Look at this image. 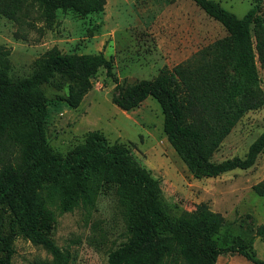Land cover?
Listing matches in <instances>:
<instances>
[{"label":"trees","instance_id":"trees-1","mask_svg":"<svg viewBox=\"0 0 264 264\" xmlns=\"http://www.w3.org/2000/svg\"><path fill=\"white\" fill-rule=\"evenodd\" d=\"M106 0H0V14L19 20L35 14L47 27L57 10L85 15L103 10ZM228 34L172 66H162L150 79L121 86L113 65L102 52L64 53L55 46L34 61L28 75L12 77L0 66V208L7 216L0 230V264H13V242L21 236L45 248L50 259L35 264H69L70 254L49 237L43 212L91 209L103 185H114L126 229V240L107 254L108 264H215L221 253H238L254 264L252 238H264V224L249 239L221 247L215 234L225 219L205 203L169 217L160 202L158 180L118 142L89 131L65 154L46 142V103L42 85L57 76L74 78L78 89L60 96L76 108L102 68L115 85L111 101L121 110L152 97L163 114L162 129L170 145L195 177L217 176L251 167L264 149V129L243 157L221 161L212 155L244 112L257 104L252 96L257 70L251 27L264 29L261 0L238 17L215 0H192ZM264 196V179L252 185ZM43 219V220H42Z\"/></svg>","mask_w":264,"mask_h":264},{"label":"rangeland","instance_id":"rangeland-1","mask_svg":"<svg viewBox=\"0 0 264 264\" xmlns=\"http://www.w3.org/2000/svg\"><path fill=\"white\" fill-rule=\"evenodd\" d=\"M215 1L241 17L256 0ZM263 12L261 0L258 13ZM34 16L30 12V16L13 20L0 14V66L6 65L12 77L30 74L35 59L55 46L64 53L102 52L111 60L123 87L154 77L162 66L172 67L228 34L192 0H106L103 10L85 15L57 10L50 27ZM251 37L257 70L252 96L257 104L246 110L224 137L212 155L214 161L243 157L264 129V29L252 26ZM91 83L76 108L59 99L78 89L74 78L57 76L42 85L45 136L52 151L65 154L83 142L89 131L101 132L109 143L122 144L158 180L160 202L169 217L199 203L219 212L225 223L214 237L221 247L237 238L249 239L256 226L264 224V196L252 190V185L264 179V149L247 169L195 177L168 142L162 129L163 114L154 98L149 96L125 111L111 101L115 85L102 68ZM44 218L49 237L69 252V264H108V252L126 240L114 185L101 187L91 209L60 213L52 204L45 207ZM7 219L0 208V230ZM13 247V264L51 258L45 248L21 236ZM252 249L256 258L264 261L263 237L252 238ZM215 264L254 263L238 253H221Z\"/></svg>","mask_w":264,"mask_h":264}]
</instances>
